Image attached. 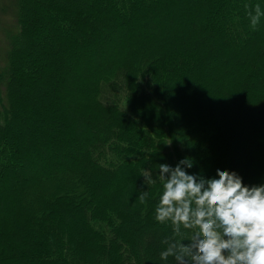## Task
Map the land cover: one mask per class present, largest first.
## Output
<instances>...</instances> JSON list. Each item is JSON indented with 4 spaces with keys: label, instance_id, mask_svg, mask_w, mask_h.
Wrapping results in <instances>:
<instances>
[{
    "label": "trees",
    "instance_id": "trees-1",
    "mask_svg": "<svg viewBox=\"0 0 264 264\" xmlns=\"http://www.w3.org/2000/svg\"><path fill=\"white\" fill-rule=\"evenodd\" d=\"M256 5L264 12V0H15L19 31L0 71V204H16L0 209V264H175L160 259L173 237L171 223L155 219L160 164L190 157L189 174L218 178L217 169L227 170L247 186L264 184V15L254 29L248 15ZM114 38L130 53L116 48L71 90L55 91L60 62L50 70V61H38L55 49L97 54L104 50L97 42ZM223 58L233 66L219 75ZM21 74L27 88L47 80L46 92L24 99L30 115L39 112L37 125L54 124L43 133L29 134L34 123L18 117ZM53 94L67 98L63 107ZM75 107L81 114L71 127ZM241 140L260 150L256 178V155L240 151ZM62 143L72 145L70 154L56 150ZM42 161L45 169L32 175L28 165Z\"/></svg>",
    "mask_w": 264,
    "mask_h": 264
},
{
    "label": "clouds",
    "instance_id": "clouds-1",
    "mask_svg": "<svg viewBox=\"0 0 264 264\" xmlns=\"http://www.w3.org/2000/svg\"><path fill=\"white\" fill-rule=\"evenodd\" d=\"M253 11L248 15L254 29L264 12L259 5ZM193 163L185 157L175 167H158L163 191L155 219L170 222L173 230L160 259L172 257L175 264H264V184L247 186L236 172L219 169L218 178L205 179L189 174ZM143 176L155 182L149 170ZM147 197V191L141 192L140 202Z\"/></svg>",
    "mask_w": 264,
    "mask_h": 264
},
{
    "label": "rangeland",
    "instance_id": "rangeland-1",
    "mask_svg": "<svg viewBox=\"0 0 264 264\" xmlns=\"http://www.w3.org/2000/svg\"><path fill=\"white\" fill-rule=\"evenodd\" d=\"M34 11L32 9V7H29V11L26 13V17H28L29 19V15L32 14ZM51 11V10H48ZM194 13L190 12L187 13L185 16H192L194 17ZM17 17H16V7H15V0H0V71H2V69L5 68L6 65V52L9 50V41L11 40V37L15 36L18 31H19V27L17 26ZM205 22H203L200 26V28H203L206 26L204 24ZM217 24L213 23L212 25H207V28H205V32L204 34L202 33V31H200L199 37H201V40L203 39V36L209 32L208 30H210L211 26L215 27ZM67 27H69L68 25H66ZM258 26L260 27L261 25L258 24ZM66 28V27H65ZM154 29H162L161 26L159 27H154ZM68 29V28H66ZM163 30V29H162ZM135 34L140 38L144 35H147L146 31L144 29H135L134 30ZM183 32H179L177 33L178 35V39H181L183 34ZM76 39V38H75ZM117 38L111 39L109 41H102L100 40L99 42H97V46L101 49L100 53L97 54H90L87 55L86 57H81L77 56V55H71V54H67V52L65 51H57L55 49L54 53H44V55L46 56V59H42V60H38L40 63L42 62H47L50 61V70H56L57 66H56V62H60V64H62V75L60 77H57L55 79V81H53L54 86H55V91L58 87H63V89H69L71 90L72 85H74L78 80H87L89 77H91L92 75H94L96 72L99 71V64L102 62L104 63L105 61H107L108 56L111 57L112 53L114 50H116V48L118 47H125V49L128 50V53H130V49L127 46V42H122V43H118V41L116 40ZM88 42L90 41L88 38L86 39ZM201 40L197 41L196 43H200ZM33 43V42H30ZM52 43V42H51ZM90 43V42H89ZM210 45H214V42H212ZM33 48H37L35 47V45H33ZM72 46H77L76 43L72 44ZM57 48V46H56ZM106 48V49H105ZM212 48V47H211ZM42 50V49H41ZM45 52V51H44ZM97 57V58H96ZM44 60V61H43ZM224 58L222 59L223 64H226L225 68H219L217 70L218 74H224L227 71H229V69L233 66L232 63H226L223 61ZM27 61H29V59H27ZM100 61V62H99ZM78 64V65H77ZM19 68L21 71L25 70V64L24 62H19ZM17 81L15 82V88H21L23 86H25L26 83H28V76H25L23 74H21L20 76L17 75ZM23 82H22V80ZM26 82V83H25ZM47 80L44 79L42 80V87L41 86H33V87H24L26 90L22 91L21 90H16V94H15V102L16 104H18L20 106V110L18 112V117L20 118V120L25 119L29 122L34 123V125L28 126L26 124V132H28L29 134H35V133H43L44 130H47L50 126H53L54 124H48L47 125H37V123H35V121L37 119H39V112L38 111H31V115L28 113V108L25 105L24 99L26 98V96H28V94L30 95H37L39 92H46L47 89V84H46ZM88 84V82H87ZM58 90V89H57ZM6 88L5 86H1L0 87V109L1 111L4 110V108L1 106V103L4 104L5 103V98H6ZM43 99H48V94L44 93L43 95ZM49 98H51L54 102H56L57 104H60L61 106L63 105V102H65V100L67 99L66 97H58L57 95H49ZM63 107V106H62ZM120 107L123 110H126L127 107L123 104L120 103ZM81 113L79 112L78 108L75 107V110H72L71 112V116H70V121H69V125L71 127H75L76 125V118L80 115ZM20 123H22L20 121ZM19 123V125H20ZM24 123V122H23ZM17 128L19 129V126H17ZM22 130V129H19ZM238 142V147L240 149V151H245V150H250L252 152V154L256 155V163L258 165V169H256L255 171V178L258 177V175H260V171L262 170V158L260 159L258 157L260 150L256 147H250L248 146V144L244 141H237ZM59 150L62 153H69L72 150V145H70V143H62L61 145L57 146ZM112 158H115V155L112 154L111 155ZM7 157L3 158L6 159ZM117 159V158H116ZM72 160V158L68 157L67 159H65V163H69ZM46 162L42 161L39 164H37V166H33L32 165H28V167H30L32 169L33 174L32 175H39L45 168L42 167ZM16 165H20L17 161H16ZM259 171V172H258ZM16 202H12L9 207L8 206H4L2 204H0V209H5L7 212L9 211H14V206H15ZM173 233V231H172ZM188 243L189 241L186 240Z\"/></svg>",
    "mask_w": 264,
    "mask_h": 264
}]
</instances>
